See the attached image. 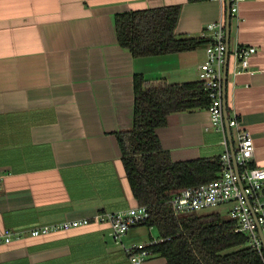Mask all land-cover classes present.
<instances>
[{
	"label": "crops",
	"instance_id": "crops-1",
	"mask_svg": "<svg viewBox=\"0 0 264 264\" xmlns=\"http://www.w3.org/2000/svg\"><path fill=\"white\" fill-rule=\"evenodd\" d=\"M178 6L175 35L200 37L221 19L216 3L188 0H0V264H131L125 251L159 239L131 228L115 243L99 214L139 205L115 138L131 129L133 77L150 86L198 82L205 48L134 59L119 47L114 17ZM254 48L248 70L232 75L235 49ZM225 102L227 135L206 110L167 118L156 131L173 163L231 154L238 131L251 135L252 167H264V0H247L230 20ZM222 216L226 210L220 209ZM224 212V213H223ZM87 225L31 237L34 228ZM140 264H166L150 252Z\"/></svg>",
	"mask_w": 264,
	"mask_h": 264
},
{
	"label": "trees",
	"instance_id": "trees-1",
	"mask_svg": "<svg viewBox=\"0 0 264 264\" xmlns=\"http://www.w3.org/2000/svg\"><path fill=\"white\" fill-rule=\"evenodd\" d=\"M179 10L171 6L116 15L117 44L134 59L204 49L210 39L175 35ZM209 105L200 82L150 86L141 75L133 77L132 126L115 138L132 196L149 213L140 226L155 228L162 240L147 249L166 264H264V251L260 256L244 235L234 233L235 221L212 212L177 216L169 206L180 191L216 180L221 168L218 159L173 163L156 131L170 115L207 110Z\"/></svg>",
	"mask_w": 264,
	"mask_h": 264
},
{
	"label": "built area",
	"instance_id": "built-area-1",
	"mask_svg": "<svg viewBox=\"0 0 264 264\" xmlns=\"http://www.w3.org/2000/svg\"><path fill=\"white\" fill-rule=\"evenodd\" d=\"M193 2H212L223 10L226 2L229 7V19L237 20L239 7L247 0H188ZM207 26L200 35L208 38L211 43L205 47V60L198 67V82L203 85L210 101L206 110L209 115L210 126L223 131V69L226 59L225 16ZM254 48L235 49L231 58L235 65L232 75L248 70V60L255 54ZM229 56V54H228ZM229 128H238L236 120L228 122ZM254 145L251 135L245 131H238L237 144L234 150V162L231 154L226 152L219 159L220 176L209 184L187 188L175 194L169 201V206L177 216H189L205 212L225 209L229 219L235 221L234 233L246 237L247 246L262 254L264 239V167H252ZM1 180V177H0ZM149 219V213L143 206L130 209L124 213L99 214L95 216V223L106 222L111 229V236L115 243H120L127 232L142 225ZM87 220L66 221L58 226L34 228L31 237L47 235L56 231H68L87 225ZM12 234L0 232V244H9ZM152 239L146 244H138L125 251L127 260L131 264H140L144 257L150 254L147 248L161 242Z\"/></svg>",
	"mask_w": 264,
	"mask_h": 264
},
{
	"label": "water",
	"instance_id": "water-1",
	"mask_svg": "<svg viewBox=\"0 0 264 264\" xmlns=\"http://www.w3.org/2000/svg\"><path fill=\"white\" fill-rule=\"evenodd\" d=\"M226 15H225V38H226V59H225V65L223 69V120L225 124V130L227 135L230 136V128L228 125V119H227V110H226V102H225V90H226V79H227V67H228V40H229V29H230V19H229V7L228 3L226 2ZM231 157H232V163L235 168V172H237V167L234 162V150H231ZM262 245L264 249V239H262Z\"/></svg>",
	"mask_w": 264,
	"mask_h": 264
},
{
	"label": "rangeland",
	"instance_id": "rangeland-1",
	"mask_svg": "<svg viewBox=\"0 0 264 264\" xmlns=\"http://www.w3.org/2000/svg\"><path fill=\"white\" fill-rule=\"evenodd\" d=\"M218 210H220V209H218ZM218 210H216L215 212L214 211H211V212L212 213H218V214L222 215V213H221L222 211H218ZM201 214H210V212H205V213H201ZM196 215H198V214H196ZM227 218H228L227 216H224V219H227ZM141 230L147 232V227H141Z\"/></svg>",
	"mask_w": 264,
	"mask_h": 264
}]
</instances>
